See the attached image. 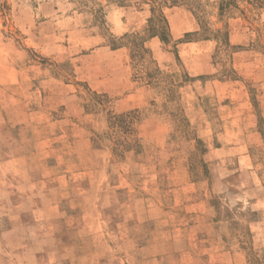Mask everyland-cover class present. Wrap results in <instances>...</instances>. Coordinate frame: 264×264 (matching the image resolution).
I'll use <instances>...</instances> for the list:
<instances>
[{
	"label": "rangeland",
	"instance_id": "1",
	"mask_svg": "<svg viewBox=\"0 0 264 264\" xmlns=\"http://www.w3.org/2000/svg\"><path fill=\"white\" fill-rule=\"evenodd\" d=\"M0 264H264V0H0Z\"/></svg>",
	"mask_w": 264,
	"mask_h": 264
},
{
	"label": "trees",
	"instance_id": "2",
	"mask_svg": "<svg viewBox=\"0 0 264 264\" xmlns=\"http://www.w3.org/2000/svg\"><path fill=\"white\" fill-rule=\"evenodd\" d=\"M158 21H160L161 23L163 22V24L168 28V21L164 15H161V17L158 19ZM158 36L160 37L159 34H155L153 37H158ZM161 39L163 41H165V39L162 36H161Z\"/></svg>",
	"mask_w": 264,
	"mask_h": 264
}]
</instances>
